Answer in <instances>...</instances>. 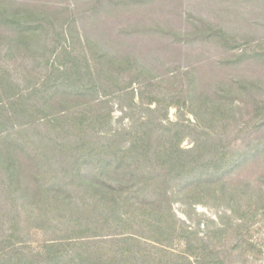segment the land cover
I'll use <instances>...</instances> for the list:
<instances>
[{
  "label": "trees",
  "instance_id": "1",
  "mask_svg": "<svg viewBox=\"0 0 264 264\" xmlns=\"http://www.w3.org/2000/svg\"><path fill=\"white\" fill-rule=\"evenodd\" d=\"M155 2L0 0V264L249 259L245 230L264 215V35L239 39L205 21L185 31L181 42L227 45L218 68L235 72L201 89L192 67L161 70L160 56L140 50L143 37L115 41L114 13L129 17L119 36H167L136 19ZM250 59L263 71L245 80ZM118 99L129 125L113 132ZM176 203L189 215L198 205L230 215L205 240ZM225 234L236 237L222 251L215 239Z\"/></svg>",
  "mask_w": 264,
  "mask_h": 264
},
{
  "label": "rangeland",
  "instance_id": "2",
  "mask_svg": "<svg viewBox=\"0 0 264 264\" xmlns=\"http://www.w3.org/2000/svg\"><path fill=\"white\" fill-rule=\"evenodd\" d=\"M143 16H136V19L142 22L153 21L166 27L169 34L167 36L145 37L136 36L131 38H124L119 36L118 30L124 23L129 22L128 15H120L114 13L107 18L116 27L113 30L117 35L115 41L119 40L121 43L137 44L140 43V37L143 43L140 44V50L145 55L150 57L160 56V65L165 66L161 70H171L182 67L194 68V74L200 79L202 85L201 89L213 88L217 82L226 81L227 75L235 74L229 71L230 67L222 65L218 68L219 60L227 59V45L217 43L216 40L203 41L189 38L188 43L179 41V37H184V32L199 26V23L205 21L215 29L222 28L226 34L236 36V38L247 39L261 37L264 35V28L258 26L256 23L264 18V0H156L150 4L149 9L144 8L141 11ZM204 24V23H202ZM178 35V37L176 36ZM177 40L179 42H177ZM162 46L165 47L162 50ZM227 63V62H226ZM258 64L250 59L243 64V72L241 76L246 79L260 76L263 69L258 68ZM219 71V72H218ZM210 91V90H208ZM256 92L259 89H255ZM258 98V97H257ZM256 99V98H255ZM254 100H249L250 106H245L244 115L246 120L254 119L255 111L253 109ZM112 106V124L110 130L114 132L116 128H126L129 125V120H122L123 108L121 100H113ZM178 111L176 108H171L169 111V119L177 121ZM186 119L195 121L191 114L186 115ZM121 121V122H120ZM112 132V133H113ZM183 147H192L190 140L183 142ZM174 210L185 224L188 230L197 232L201 238L208 239V235L216 229H222L223 223H227V214L230 212L222 208L221 211L216 208L198 205L195 208L193 215L186 213L185 207L176 203ZM236 235L227 238V234L223 235L222 239L218 237L215 239V244L218 249L227 251V244L232 242ZM244 240L252 244V248H248L250 252L249 259H237L235 264H264V215L259 214L256 221L251 225L249 230H245ZM41 240L37 241L34 247H38ZM243 244H245L243 242ZM184 243L181 241L177 243L175 252H180L183 249ZM246 245V244H245ZM181 253V252H180ZM227 259V252L223 254ZM193 260V258H191Z\"/></svg>",
  "mask_w": 264,
  "mask_h": 264
}]
</instances>
